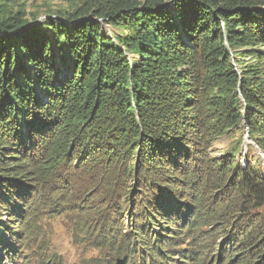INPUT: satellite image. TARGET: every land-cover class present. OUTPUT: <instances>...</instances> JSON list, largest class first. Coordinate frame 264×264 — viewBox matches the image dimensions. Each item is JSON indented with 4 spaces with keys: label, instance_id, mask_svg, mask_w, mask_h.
I'll return each instance as SVG.
<instances>
[{
    "label": "trees",
    "instance_id": "16d2710c",
    "mask_svg": "<svg viewBox=\"0 0 264 264\" xmlns=\"http://www.w3.org/2000/svg\"><path fill=\"white\" fill-rule=\"evenodd\" d=\"M45 23L0 14V264L18 259L10 222L36 199H98L108 220L129 187L145 197L131 228L156 243L149 264H264V160L205 145L242 124L264 152V0H84ZM161 223L187 230L184 248ZM126 236L96 233L97 264H136Z\"/></svg>",
    "mask_w": 264,
    "mask_h": 264
},
{
    "label": "rangeland",
    "instance_id": "374dc122",
    "mask_svg": "<svg viewBox=\"0 0 264 264\" xmlns=\"http://www.w3.org/2000/svg\"><path fill=\"white\" fill-rule=\"evenodd\" d=\"M83 1L84 0H0V14L5 9L9 10L10 13L19 12L23 15L25 20L41 26L46 24L45 22H47L48 19L54 18L55 20H59L66 17L76 8L80 7ZM102 31L115 42H119V38L126 34V29L122 25H110L103 21ZM127 51L130 52L129 50ZM128 55L129 58L132 56L130 53H128ZM249 61L250 60H236L234 64L239 67ZM194 144L196 145V143ZM195 145L193 149L197 148ZM205 145L208 148V153L211 158H215L221 154H231L233 150H238L236 155L240 163L243 160H248L255 164L258 159L259 162L263 163L264 160V152L257 148L256 144L248 138L246 128L242 124H239L237 129H230L224 132L220 137L209 141ZM237 156H235L234 159ZM259 162L258 167H261L263 164ZM181 177L182 176H180V179H182ZM84 181L77 180L75 182V196L78 198H82L84 192L88 190L89 185ZM129 182L134 183L132 181ZM178 184L181 185L179 182ZM128 185H130V183ZM138 189L140 188L129 187L122 191L123 195H121L119 201H117L118 206L115 209H112V207L108 208V213L110 214V219L108 220H99V217H96V210L98 211L100 208L97 205V203L100 204L98 199L81 203L72 201V205L70 202H66V199H68L67 197L64 196L60 198V193L56 192L52 195L51 201L48 204L52 203L57 206V209L51 211L46 210L40 198L36 199L29 207L30 216L28 219L27 217L13 219V221L10 222L12 225L20 224L18 241L15 239L18 259L13 264H97L101 262V258H99L101 251L95 247V243L92 239L94 236L96 237V233L98 234V232L101 235L110 232L112 236L116 235V239L118 240L122 239L123 235H127V238H131L135 241L133 247L136 248V253L129 254V256L133 257L136 264H149L150 260L145 259L146 249H144L143 244L148 243L151 244V246H156V243L152 240L146 241V237L144 236V239L140 240L139 237H136V234L133 233V229L131 228L133 225L132 222L135 221V216L137 217V213H139L142 208V203H140L141 199H145L142 194H137L136 191H134ZM142 192L145 193L146 191L142 190ZM56 203L58 204L56 205ZM88 206L93 208L95 212L90 218H85L84 215H86ZM105 206L107 207V205ZM193 210H196V214L197 209L194 208L192 211ZM199 213L202 214L203 211L200 210ZM26 214H28L27 210ZM2 216L1 218L6 217L4 213ZM104 223L105 227H103ZM246 224L247 222H243L242 225L245 226ZM159 225L163 227L159 228L158 231L161 235L177 238L173 243L175 245L179 243L180 245L173 249L185 247V245H183L185 239L183 238H185L187 230L184 228L181 229L180 232L176 231L180 229L182 225L176 227L173 226V223H161ZM108 228L112 229L107 230ZM201 231H204L206 235H208L207 233L215 234L212 231V227H208L207 225L203 226ZM0 233L4 235V231L1 228ZM177 233L178 235H174ZM205 237H203V240H205ZM217 245L218 241L215 243L214 248L210 250V252L215 250L214 261L217 255ZM140 247L143 249L137 253ZM166 249H172V246L169 245V247L164 248V251ZM163 253L165 254V252ZM173 254L175 253L173 252ZM166 255H169V253ZM162 262L172 263L169 260H167V262Z\"/></svg>",
    "mask_w": 264,
    "mask_h": 264
}]
</instances>
